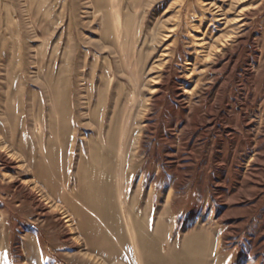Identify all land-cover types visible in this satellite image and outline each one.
Masks as SVG:
<instances>
[{"label":"rangeland","instance_id":"374dc122","mask_svg":"<svg viewBox=\"0 0 264 264\" xmlns=\"http://www.w3.org/2000/svg\"><path fill=\"white\" fill-rule=\"evenodd\" d=\"M0 264H264V0H0Z\"/></svg>","mask_w":264,"mask_h":264},{"label":"bare ground","instance_id":"6f19581e","mask_svg":"<svg viewBox=\"0 0 264 264\" xmlns=\"http://www.w3.org/2000/svg\"><path fill=\"white\" fill-rule=\"evenodd\" d=\"M68 220V219H67ZM67 220H65V222H67ZM92 260V259H91Z\"/></svg>","mask_w":264,"mask_h":264}]
</instances>
